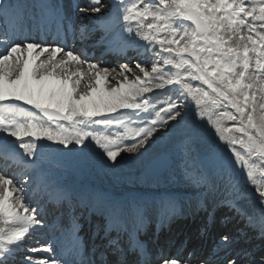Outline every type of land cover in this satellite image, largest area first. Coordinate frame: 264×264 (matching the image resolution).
Listing matches in <instances>:
<instances>
[{
	"label": "snow or ice",
	"instance_id": "snow-or-ice-1",
	"mask_svg": "<svg viewBox=\"0 0 264 264\" xmlns=\"http://www.w3.org/2000/svg\"><path fill=\"white\" fill-rule=\"evenodd\" d=\"M100 4L101 0H92L95 6L91 11L101 13ZM111 7L115 9L116 24L122 29L124 42H146L145 50L162 56L163 66L152 63L149 71L138 62L136 68L143 75L129 80L124 73L131 69L124 64L109 79L114 69L81 59L62 44L19 40L13 30L11 35L4 34L6 43L4 51H0V103L29 106L46 119L27 122L0 119V133L15 138L33 163L39 156L40 139L68 148L72 144L83 145L91 138L103 150L107 161L115 164L122 152L137 153L145 149L149 138L157 132V125L167 128L171 122L183 121L190 108V98L196 106L191 109L194 118L206 121L225 145L222 167L231 166L233 172L239 168L242 175L246 173L244 187L235 194L247 196L253 190L249 184L254 186L261 205L259 226L264 237V182L257 180L256 165L251 160L256 156L262 162L259 175L264 179V0H119ZM17 8L14 0H0V16L15 15ZM48 8L42 5V9ZM51 9L59 17V7L51 6ZM121 19L125 23L121 24ZM148 44L158 45L159 51L155 46L149 49ZM83 65L86 69H82ZM165 66L175 71L166 74ZM190 81H199L205 87H193ZM166 86L176 88L175 100L169 99L167 107L161 109L164 116L157 113L158 119L135 130V142L124 145L123 136H102L88 130L92 124H120L119 118L112 114L121 110L139 116L140 110L146 111L150 102L146 94ZM222 107L225 111H220ZM228 108L234 111L229 112ZM225 118L231 121L230 126H226ZM61 121L67 122V126ZM25 137H31L32 141L25 143ZM204 179L207 181L209 177ZM31 182V177L19 184L14 178L0 176L3 189L0 217L12 218L20 225L12 235L0 227V264H10L25 233L31 226L42 225L38 208L29 204ZM10 185L15 186L12 191ZM13 191L19 193L14 202ZM235 207L244 214L243 208ZM109 215L119 216V212L113 209ZM228 240L227 235L221 238L224 244ZM43 251L54 252V248L45 246ZM23 259L25 264H32V256L25 254ZM49 259L51 264H69L63 258ZM42 264H49V260ZM158 264L182 262L176 258H158ZM201 264L209 261L205 259ZM227 264L238 261L233 257ZM251 264H264V254L253 258Z\"/></svg>",
	"mask_w": 264,
	"mask_h": 264
},
{
	"label": "rangeland",
	"instance_id": "rangeland-1",
	"mask_svg": "<svg viewBox=\"0 0 264 264\" xmlns=\"http://www.w3.org/2000/svg\"><path fill=\"white\" fill-rule=\"evenodd\" d=\"M190 83L192 84L193 87H202V88L205 87L199 81H190ZM171 91L172 90L165 88L162 92L163 95H161V98H159L160 100L158 99V102L159 101H165V105H166L167 102L169 101V99H172V97L174 96V94ZM189 102H191V103H189ZM188 103H189L190 108L186 110L187 115H188L189 110L192 109V107L194 109L196 108L195 103L190 98H189ZM159 104H161V102H159ZM149 109H150V107L148 106L147 110H149ZM143 110L144 109H142V113L144 112ZM220 111H225V109L222 107L220 109ZM227 111L231 112L234 110L231 108H228ZM147 112L148 111L144 112L145 114L143 115L142 121L140 122L141 127L147 126V122H148L149 118H156L157 117V114L155 113L151 117L148 116L146 118V116L148 114ZM201 123H202V121H201ZM176 124L177 123L172 124L168 127V128H170L167 130L168 134L170 133L171 128L173 126H175ZM225 124H226V126H230L231 121H228L225 118ZM204 125L209 126L208 124H205V122H204ZM213 130H214L213 128L208 130L210 140H208L209 143H207L205 145H196L195 146L194 144H191L190 141H188L186 143L183 141V142H180L176 145H173L177 148H180V147L182 148V150L184 151L183 160H185V159L187 160V163L185 165H186V167L191 166L190 174L189 173H186V174L181 173L179 175L178 182L180 185L185 184L188 181H191L192 177L195 179H198L200 174L202 173L200 166L197 165L195 160L193 161V154L196 151H201V152H203L202 155L208 156V155L213 154L214 152L224 150V148H225L224 143L219 141L218 136L215 135V130L214 131ZM159 131H160V133H162V130H159ZM164 133L166 134V131L163 132V135H164ZM168 134H167V137H165V139L169 138L170 135H168ZM182 145H185V146H182ZM200 146L202 149L200 148ZM208 147H210V148H208ZM237 148H238V150L243 152L242 148H240L239 146H237ZM143 151H144V149H141L140 151H138V153H140V152L142 153ZM57 153H58L59 160H60L59 169L61 171H63L64 168H66V167L70 168V171H69L70 177L74 178L73 182L74 183L77 182L78 185H80L81 183H87V184H90L92 186L96 185V186L106 187L107 185H103V184L106 182H111L110 185L114 189H119L125 183L120 182L119 180H115L110 176L105 177V174L109 175V174H111L112 171H116V172H114V174L117 176L129 175V172H126L129 170L128 169L123 170L122 164L120 162H118V163L116 162L115 164L107 162L105 155L100 150H97V149H95L92 146H89L87 144H83V145H79V146L78 145H69L68 148H64L62 145H59L57 148ZM128 157H129L128 155L123 156V158L127 159V160H128ZM251 160L254 161L255 165H256L257 180L264 182V179H262L261 176L259 175L260 166H261L262 162L256 156L251 157ZM222 162L217 163V164L216 163L213 164L212 171H213V175H215V177H214L215 180L211 181L210 183H212V185L214 184L216 186V188H220L221 190L228 189V190H230V192H237L238 189H241L244 187V183L246 180V173L242 175L241 170L239 168H238L239 170H235V172H233L231 169V166H229L228 168H223ZM234 177L237 179V181L234 179ZM249 187H251L253 189L252 192H249L247 194V196L238 195V198L241 199V198L247 197V199L251 200V201L248 200L249 202L247 203L250 207H254V208H256V206L261 207V205H259V202H258V194L254 193V186L249 184ZM250 207H248V208L243 207V209L244 210L249 209Z\"/></svg>",
	"mask_w": 264,
	"mask_h": 264
},
{
	"label": "bare ground",
	"instance_id": "bare-ground-1",
	"mask_svg": "<svg viewBox=\"0 0 264 264\" xmlns=\"http://www.w3.org/2000/svg\"><path fill=\"white\" fill-rule=\"evenodd\" d=\"M108 66H110L111 67V65L109 64ZM129 69H131V71H127V72H125L124 73V75H126L127 77H131V76H133V73H130V72H133L134 71V68L132 67V66H130L129 67ZM115 71H117V72H120V70H118V69H115ZM109 79H111V78H109ZM157 93H159V91H155L153 94H157ZM163 95V94H162ZM155 96H158V94L157 95H155ZM160 100V99H159ZM162 103V102H161ZM192 109L194 110V108L192 107ZM146 111H148V110H146ZM143 114H145L144 112H143ZM186 115H187V113H186ZM184 116V120L183 121H181L180 123H177L175 126H173L172 128H171V130H170V133L168 134V135H170L169 136V138L167 139H162L160 142H158V144H157V149H156V151H158L157 153H159V152H165V151H167L168 149V147L169 146H172V145H175V144H177V143H179L178 141L180 140V141H184L185 143H186V141H185V139L187 140V142L188 141H190L191 142V144H194L195 146L196 145H205V144H207V143H209L208 142V140H210L209 139V133H208V130H210L211 129V126L209 125V126H206V125H204V122H202L201 123V121H199V120H196L195 118H194V114H193V112L191 111V109L189 110V112H188V115L187 116ZM146 118H147V116H146ZM146 120V119H145ZM147 122V121H146ZM144 124V123H143ZM205 124H207V122L205 121ZM168 129H170V128H168ZM167 129V130H168ZM214 131V130H213ZM210 132V131H209ZM211 133V132H210ZM200 148H201V146H200ZM208 148H210V147H208ZM202 149V148H201ZM213 150V149H212ZM153 153L154 152H151V151H146V152H144V153H142V154H136V155H134L130 160H127L126 162H124V167H128V166H132V167H136V166H143L146 162H148L149 161V159L152 157V155H153ZM203 153V152H202ZM124 156V155H123ZM122 156V157H123ZM121 160H123V159H121ZM122 168L123 170L125 169V168ZM120 170V169H119ZM122 170V171H123ZM129 170V169H128ZM116 172V171H115ZM222 186V185H221ZM225 190V189H224ZM232 193V192H231ZM220 196H223V194H220ZM247 198V197H246ZM248 200H250V199H248ZM248 200H245V199H243V200H241L240 201V204H245V203H247V202H249ZM251 201V200H250ZM210 202L211 201H209V202H206L207 203V205H209V206H207V208L209 209L210 207H211V204H210ZM252 203V202H251ZM252 206V205H251ZM248 207H250L249 205H248ZM228 208H229V206H224L223 208H221V209H219V211L217 212V214H222V215H224V212L226 211V213L225 214H229V213H231L229 210H228ZM259 209L260 208H254V207H250L249 208V214L250 215H252V216H255V215H257L260 211H259ZM259 215V214H258ZM241 224L242 223H236L235 225H234V228L235 229H237V228H239L240 226H241ZM11 228V226L9 225L8 226V229H10ZM259 228H260V226H259ZM252 233H253V231H246L244 234H243V238H242V240H237V241H234V243H233V245L235 246V247H239L240 245H243L244 246V242H243V239H246V241H248V237L250 236V235H252ZM252 244V243H251ZM242 246V247H243ZM245 249H246V252H248L249 251V247L247 246V247H245ZM263 249L264 248H262V249H260L256 254H255V258L256 257H259V256H261L262 254H263ZM243 260L244 259H241V260H239V262H238V264H242V262H243Z\"/></svg>",
	"mask_w": 264,
	"mask_h": 264
}]
</instances>
